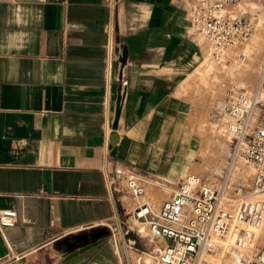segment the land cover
<instances>
[{"label":"crops","instance_id":"0c3cea01","mask_svg":"<svg viewBox=\"0 0 264 264\" xmlns=\"http://www.w3.org/2000/svg\"><path fill=\"white\" fill-rule=\"evenodd\" d=\"M194 2L0 0V211L17 212L0 264H127L115 232L126 187L110 183L122 165L157 180V204L175 193L185 107L201 100L190 77L209 53ZM102 227L105 238L64 244Z\"/></svg>","mask_w":264,"mask_h":264},{"label":"built area","instance_id":"2783aa9c","mask_svg":"<svg viewBox=\"0 0 264 264\" xmlns=\"http://www.w3.org/2000/svg\"><path fill=\"white\" fill-rule=\"evenodd\" d=\"M115 0H109L114 9ZM193 27L207 40L216 57L234 55L247 60L243 48L260 28H264V0H195L190 7ZM114 21H110V30ZM260 86L255 92H228L223 105L224 126L219 131L230 142L232 156L242 158L254 170L250 189L235 187L233 207H228L226 189L189 174L178 184L173 197L159 212L143 200V180L131 169L118 166L112 184L124 183L138 199L137 219L149 223L161 249L148 259L139 252L127 264H216L224 258L235 264H264V59L260 65ZM110 133H106L109 144ZM17 224V212L0 211V228ZM134 250L133 246L129 247Z\"/></svg>","mask_w":264,"mask_h":264},{"label":"rangeland","instance_id":"374dc122","mask_svg":"<svg viewBox=\"0 0 264 264\" xmlns=\"http://www.w3.org/2000/svg\"><path fill=\"white\" fill-rule=\"evenodd\" d=\"M206 43L209 51L207 62L199 73L190 77L192 81L194 78V82L199 83L200 106L185 107V152L178 171L179 175L171 191L173 193L177 190L181 178L195 174L209 185L225 188L227 199L230 200L227 205L233 207L236 199L235 187L242 185L250 189L254 170L242 158L232 156L230 142L219 131L224 126L222 108L230 90L255 92L259 88L260 65L264 59V28L258 29L250 44L243 48L247 55V60L244 62L238 61L234 55L216 57L207 40ZM260 96L264 98V91L261 90ZM176 160L174 154L169 160L170 169L174 167ZM145 180L147 182L143 184L146 194L143 199L148 202L152 198V208L155 212H159L162 204H157L152 194L154 185L158 184L157 180ZM126 193L127 206L120 207L118 228L115 230L117 242L123 247L125 257L127 253H131L132 259L135 260L139 252H145V256L152 260L163 246V242L153 238L146 220L135 217L134 210L139 205V201L128 189ZM130 227H134L135 232L130 231ZM108 235L109 233L101 238ZM130 246H133L134 250L130 249ZM213 261L216 264H235L231 260L217 257H214Z\"/></svg>","mask_w":264,"mask_h":264},{"label":"water","instance_id":"95a60500","mask_svg":"<svg viewBox=\"0 0 264 264\" xmlns=\"http://www.w3.org/2000/svg\"><path fill=\"white\" fill-rule=\"evenodd\" d=\"M122 103H123V95L121 94L118 97V102H117L116 111H115V118H114L113 125H112V128L114 130L112 135H111V139H110L112 145L116 144L118 139H119L117 130L120 127V117H121V112H122ZM108 233H109L108 229L106 227H102V228H100L97 231L92 232V233H81V234L75 235L73 237V242L65 240L64 244L68 248H73L79 243H88V242H90L92 240L99 239V238L107 235Z\"/></svg>","mask_w":264,"mask_h":264}]
</instances>
